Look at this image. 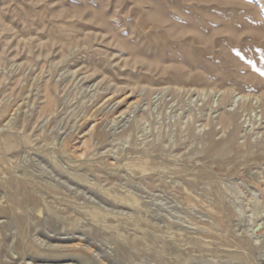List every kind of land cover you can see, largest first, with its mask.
Instances as JSON below:
<instances>
[{
	"label": "rangeland",
	"instance_id": "obj_1",
	"mask_svg": "<svg viewBox=\"0 0 264 264\" xmlns=\"http://www.w3.org/2000/svg\"><path fill=\"white\" fill-rule=\"evenodd\" d=\"M156 7L264 23V0H0V264H264V69L160 56L186 48Z\"/></svg>",
	"mask_w": 264,
	"mask_h": 264
},
{
	"label": "bare ground",
	"instance_id": "obj_2",
	"mask_svg": "<svg viewBox=\"0 0 264 264\" xmlns=\"http://www.w3.org/2000/svg\"><path fill=\"white\" fill-rule=\"evenodd\" d=\"M237 11L238 9L231 8L229 11L226 12V16L223 17L221 16L224 14L225 10L218 9L213 12L214 15H210L206 18L201 17L200 13L173 15L171 18H164L160 10L157 7L154 8L153 12H150L149 15L151 18L155 19L158 23L164 26L162 28L163 30L165 29V40L170 41V43H172V47V41L179 40L182 43L180 47L183 50L186 48V50H184L182 54H178L179 56L175 52L173 53L172 51L168 53L158 52L159 55L175 58L177 62L179 61L176 64L179 66L185 61V63L189 67H202V63H194L190 59L191 57H193L190 55L192 51L194 49H200V53V51H203L204 48H209L213 45H217L220 48L219 51L227 52L231 50L235 53H238L239 55L244 56V58H246L249 63L262 66V69H264V23L257 24L256 26H254V24H252L250 20H247V18L243 19L237 17ZM234 25H237L238 28H235ZM252 39L258 42H260L258 40L260 39L262 41V44L260 46H255L254 48L250 44V41ZM201 56L199 57L201 58ZM219 56L220 55L218 54L217 57ZM221 58L223 59V57ZM205 60L200 61L205 62ZM206 62L205 65L211 64L209 63L210 61L207 62V64ZM222 62L224 63V61ZM228 62H230V59ZM230 63L232 64V62ZM237 63H239V61ZM241 63L242 62H240V64ZM145 64L156 65L157 67H165L161 61L154 62L153 60H148ZM209 66L210 65H208V68ZM211 68L213 67H210L209 69Z\"/></svg>",
	"mask_w": 264,
	"mask_h": 264
}]
</instances>
